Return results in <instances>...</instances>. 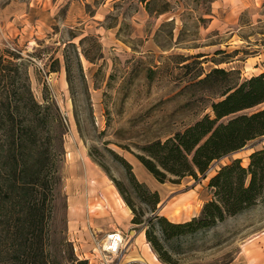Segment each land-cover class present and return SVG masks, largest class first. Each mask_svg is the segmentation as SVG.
Here are the masks:
<instances>
[{"label":"rangeland","instance_id":"obj_1","mask_svg":"<svg viewBox=\"0 0 264 264\" xmlns=\"http://www.w3.org/2000/svg\"><path fill=\"white\" fill-rule=\"evenodd\" d=\"M148 3L155 10L143 0H0V52L20 55L21 76L48 105V258L157 264L149 260L151 249L160 264H264V198L208 228L164 240L173 262L162 261L143 235L155 212L181 220L199 213L211 193L209 175L230 155L246 162L264 135L179 181L160 182L136 155L141 144L212 113L210 102L227 82L264 71V0ZM211 67L231 74L199 81ZM122 156L136 178L159 192L154 210L131 187ZM113 178L144 210L141 222L130 221L132 209ZM114 231L123 239L121 254L102 246Z\"/></svg>","mask_w":264,"mask_h":264},{"label":"trees","instance_id":"obj_2","mask_svg":"<svg viewBox=\"0 0 264 264\" xmlns=\"http://www.w3.org/2000/svg\"><path fill=\"white\" fill-rule=\"evenodd\" d=\"M143 1L146 8L155 10L149 0ZM18 57L12 50L0 52V264H53L46 249L53 183L46 127L48 105L43 103L45 99L40 102L33 96L26 77L21 76ZM230 72L211 67L199 81L222 80ZM222 88L220 97L210 102L212 113L202 114L164 139L141 144L142 151L136 155L160 182L179 181L184 174L195 177L197 171L204 173L213 160L264 135V107L252 108L264 102V71L227 82ZM121 159L131 187L154 210L159 192L136 178L130 162L123 156ZM245 160L230 155L214 169L207 179L210 196L196 215L173 220L155 212L147 219L144 235L162 261H174L164 240L208 228L227 214L238 213L264 198V145L254 146ZM114 182L132 209L130 221L141 222L144 210L134 206L119 180ZM76 264H87V259L76 258Z\"/></svg>","mask_w":264,"mask_h":264},{"label":"built area","instance_id":"obj_3","mask_svg":"<svg viewBox=\"0 0 264 264\" xmlns=\"http://www.w3.org/2000/svg\"><path fill=\"white\" fill-rule=\"evenodd\" d=\"M109 233H113V234H117L118 235V237H120V235H119V233L118 232H116V231H114V232H109ZM107 235H109V234H107ZM123 239H122V237H120L119 238V243L116 245V247H106L105 245H104V243H103V249L106 251V252H112V253H116V254H121L123 251H122V249H121V247H122V244H123ZM102 264H109L108 262H101ZM118 263V261H116L115 263H110V264H117Z\"/></svg>","mask_w":264,"mask_h":264},{"label":"bare ground","instance_id":"obj_4","mask_svg":"<svg viewBox=\"0 0 264 264\" xmlns=\"http://www.w3.org/2000/svg\"><path fill=\"white\" fill-rule=\"evenodd\" d=\"M103 243L107 247H116V245L119 243V238L117 234L109 233V235L105 236Z\"/></svg>","mask_w":264,"mask_h":264},{"label":"crops","instance_id":"obj_5","mask_svg":"<svg viewBox=\"0 0 264 264\" xmlns=\"http://www.w3.org/2000/svg\"><path fill=\"white\" fill-rule=\"evenodd\" d=\"M114 189H115V188H114ZM105 190H106V188H103L102 191H101V194H103V199H104V200H106V197H107V196L105 195V192H106ZM115 190H116V189H115ZM115 190H114V191H115ZM117 193H118V192H117ZM119 195H120V194H119ZM120 197H121V196H120ZM121 199H122V198H121ZM203 201H204V200H203ZM96 205H98V202L96 203ZM125 205H126V204H125ZM92 207H93V205H91V208H92ZM127 208H128V207H127ZM129 210H130V209H129ZM169 218H170V219H173V220H181V219H177V218H171V217H169ZM143 235H144V234H143ZM145 243L148 244L147 240H145ZM148 249H150V246L148 247ZM150 251L152 252V257L149 256V260L152 261V262H154L155 259H156V261L160 264L161 262H160L159 259L157 258L156 253H155L154 251H152L151 249H150ZM158 263H157V264H158Z\"/></svg>","mask_w":264,"mask_h":264}]
</instances>
